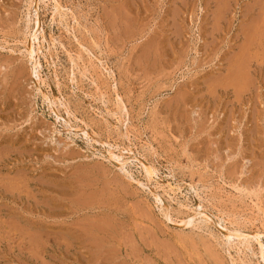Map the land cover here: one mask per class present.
<instances>
[{"label": "rangeland", "instance_id": "374dc122", "mask_svg": "<svg viewBox=\"0 0 264 264\" xmlns=\"http://www.w3.org/2000/svg\"><path fill=\"white\" fill-rule=\"evenodd\" d=\"M0 264H264V0H0Z\"/></svg>", "mask_w": 264, "mask_h": 264}, {"label": "bare ground", "instance_id": "6f19581e", "mask_svg": "<svg viewBox=\"0 0 264 264\" xmlns=\"http://www.w3.org/2000/svg\"><path fill=\"white\" fill-rule=\"evenodd\" d=\"M226 2V1H225ZM56 3V2H55ZM55 8H56V5H55ZM57 9V8H56ZM58 10V9H57ZM59 11V10H58ZM56 12V11H55ZM36 14V13H35ZM39 14V13H38ZM59 16V15H58ZM36 17V16H35ZM41 18V17H40ZM37 20H38V18H36ZM33 21H35V20H33ZM39 21V20H38ZM35 22H37V21H35ZM34 22V23H35ZM38 24V23H37ZM257 24V23H256ZM35 26H36V24H35ZM35 27L33 26V29H34ZM33 29L31 30V32L33 31ZM255 30V29H254ZM258 30V29H257ZM254 32V31H253ZM260 32V31H259ZM262 33V32H261ZM254 35H255V33H254ZM257 35V34H256ZM261 35H263V34H261ZM30 36V35H29ZM260 36V35H259ZM32 37V36H31ZM257 37V36H256ZM36 38V37H35ZM251 38H252V36H251ZM262 38V37H261ZM253 39V38H252ZM253 41V40H252ZM251 41V42H252ZM258 41V40H257ZM29 42V41H28ZM259 42V41H258ZM52 43H54V42H52ZM33 45V44H32ZM30 43H29V45H27V46H25V47H27V49H29V51H32V49H33V46H32ZM248 45V44H247ZM250 46V45H249ZM38 47V46H37ZM245 47H248V46H245ZM244 49V48H243ZM34 50V49H33ZM248 51H249V49H248ZM243 54V53H242ZM245 54H246V52H245ZM252 56V55H251ZM247 58V57H246ZM37 65H38V62L36 61L35 62ZM247 64V63H246ZM248 65V64H247ZM235 66V65H234ZM236 66H238V65H236ZM239 68V67H238ZM241 68V67H240ZM239 68V69H240ZM239 69H237V70H239ZM235 71H236V68H235ZM233 76H234V79L237 81L238 80V82L239 83H241L240 81H241V74L239 73V71H236L235 72V74H233ZM243 77V76H242ZM246 77V76H245ZM234 80V81H235ZM243 81V80H242ZM242 85V84H241ZM114 158H116V159H119L120 158V156H116V155H114ZM141 163H143V162H141ZM143 165V167H144V169H145V172L146 173H150L151 172V168L149 169V167L145 164V163H143L142 164ZM94 179V178H93ZM148 181V180H147ZM258 189V188H257ZM240 190V189H239ZM81 197V196H80ZM88 203V202H87ZM111 225V224H110ZM85 237H87V236H85ZM260 247H261V244H260ZM262 255V254H261Z\"/></svg>", "mask_w": 264, "mask_h": 264}]
</instances>
